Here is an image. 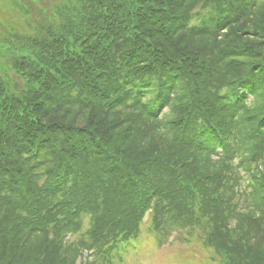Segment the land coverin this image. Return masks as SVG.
<instances>
[{
    "label": "trees",
    "instance_id": "trees-1",
    "mask_svg": "<svg viewBox=\"0 0 264 264\" xmlns=\"http://www.w3.org/2000/svg\"><path fill=\"white\" fill-rule=\"evenodd\" d=\"M29 13L0 11V264H113L147 213L264 264V0Z\"/></svg>",
    "mask_w": 264,
    "mask_h": 264
},
{
    "label": "rangeland",
    "instance_id": "rangeland-1",
    "mask_svg": "<svg viewBox=\"0 0 264 264\" xmlns=\"http://www.w3.org/2000/svg\"><path fill=\"white\" fill-rule=\"evenodd\" d=\"M60 0H0L3 16L15 17V23L22 25V15L27 9L31 17L45 14L56 8ZM53 8V9H52ZM22 9V10H21ZM24 13V14H23ZM144 220L141 236L130 246L119 250L113 264H213V253L203 246L202 238L196 239L187 231L175 233L160 244L149 230V222ZM84 227L87 223L84 221ZM72 240V239H70Z\"/></svg>",
    "mask_w": 264,
    "mask_h": 264
}]
</instances>
